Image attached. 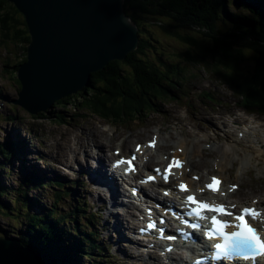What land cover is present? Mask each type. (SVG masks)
<instances>
[{
	"label": "trees",
	"instance_id": "obj_1",
	"mask_svg": "<svg viewBox=\"0 0 264 264\" xmlns=\"http://www.w3.org/2000/svg\"><path fill=\"white\" fill-rule=\"evenodd\" d=\"M227 1L124 0L123 10L135 25L141 17L144 20L159 17L174 20L179 27L197 30L195 32L199 37L191 34L180 35L181 27L179 31L171 33L185 43L194 54L193 58L185 62L194 63L198 59L202 68L209 67L210 73L241 97L245 107L258 109L264 113V0H233L234 4L230 5L240 7L244 12L242 15L231 11ZM16 14V10L6 0H0L1 36L4 41L18 44L24 54L29 44V35L23 18L21 16L17 18ZM219 22L229 25L228 29L225 31L218 29ZM173 28L169 26V29ZM138 37L137 49L129 54L125 61L109 63L102 71L91 75L87 88L55 102L48 110L38 113L33 118L52 117L63 122L59 112L51 109L56 108V105L60 109L71 105L74 109L79 107L103 119L119 121L124 120L126 116L133 118L145 110H150L153 105L150 95L167 98L170 91L166 90L162 83H169L172 78L173 80L181 78L183 68L181 64L178 65L171 60L161 62L157 58L156 60L161 62L163 68L161 70L155 65V60L147 59L146 49L150 47L154 50V46L149 45L143 38L140 27ZM24 61L23 55L20 63L11 66L15 73L17 66ZM123 67L128 70H123ZM16 83L20 91L17 78ZM14 149L13 142L6 140L4 145H0V158L10 160L9 158L14 155ZM1 165L0 163V167ZM2 173L0 171V174ZM26 180L23 188L29 186L30 182L32 186L29 187L40 188L48 185L36 178ZM22 194L13 198L4 187H0V198L7 197L12 205H17L19 211L30 210L36 205L40 210L39 215H30L26 212L28 227L25 235L18 233V240L22 246L39 255L46 264H55L61 257L60 250H56L62 242L60 237L65 236L73 239V243L68 240L70 245L74 242L79 243L75 255L88 259L86 264H103L101 256L98 255V252H102V247L96 244L97 237L89 229L92 228V222L86 214L83 202L80 200L76 202L74 194L53 190L54 197L48 208ZM21 195L23 198L19 200L18 197ZM59 203L67 206L66 212L58 210V206H61ZM63 223L69 224L70 228L65 227ZM11 232L13 235L16 234L15 230Z\"/></svg>",
	"mask_w": 264,
	"mask_h": 264
},
{
	"label": "rangeland",
	"instance_id": "obj_2",
	"mask_svg": "<svg viewBox=\"0 0 264 264\" xmlns=\"http://www.w3.org/2000/svg\"><path fill=\"white\" fill-rule=\"evenodd\" d=\"M227 2L231 11L240 15L244 14L240 7L234 9V7L230 5L234 4L233 0H228ZM15 16L17 18L20 17L18 13ZM141 18L136 22V25L138 28L140 27L141 35L144 36L143 38L146 42L154 46V50L150 47L148 50L146 49L147 59L149 61L155 60V65L161 70H163L160 65L162 60H171L178 65L181 64L180 66L183 68V73L181 78L176 80L172 78L169 83L165 84L166 90L170 91V94H167V98H157L156 96L150 95L153 104L152 108L141 113L143 117L140 119V122L131 121L132 116H126L124 117V120H126L125 123H119L123 126H117L115 128L106 126L105 122L101 120L102 117L81 110L79 107L78 109H74L71 105L63 106V109L57 108L56 105V108L52 107L51 109V111L59 112L63 122L55 120L52 117L49 119H34L30 116L15 103V100L18 99L19 85L16 83L17 70L15 73L14 69L11 67L20 63L23 59V55L26 57V53L23 54L21 47L15 42L4 41L0 34V144L8 137L17 139L16 135L19 138L21 135L23 137V146L28 151L27 157L39 170L45 169L47 164H49L51 169L58 174L57 178L63 177L66 180H83V178L78 175L79 167L87 168V165L85 166L83 162L80 161L72 165L55 164L51 162V158L48 155L42 154V151L46 153L52 150V143L58 138V131L65 127H69V125L73 124H96L100 130L106 132L108 137L114 136V138H116L115 143L104 149V152H107V150L112 151L114 146L120 144L123 139H125L128 147L131 148L135 141L142 143L148 139L152 133H157L161 139L160 145L164 146V150L167 152L168 150L174 151L177 145L169 136H176L181 133L180 126L186 125L188 131H192L191 127H195L196 130L194 134L192 133L191 135L184 136V138L189 143H192L191 141L195 138V140L203 141L201 148L205 149L203 158L207 163L205 166H201L199 165L200 158H193L188 162V166L191 169L190 174L193 172L199 173V175H201V173L214 174L218 172L215 171L216 167L213 166V156L209 154V151H214L218 146L228 147L231 140L237 136V131L245 128L244 125L241 124L243 119L235 109L239 104L234 105V102H237L235 96L228 92L226 88L220 86L216 76L208 70L210 69L209 67H204V69L200 64L196 63L194 65L185 62L193 58L194 54L185 43L171 34L173 31H179L181 27L182 30L179 31L180 35L184 36L183 34H191L195 37H199L195 32L197 30L188 29V27L184 26L179 27L175 24L176 21L167 18L157 17L154 20H144ZM170 25L174 28L169 29ZM217 26L221 31H225L229 27V25H225L222 22L217 23ZM157 58H159L161 62L157 61ZM123 70L127 71L128 69L123 67ZM201 92H204L207 98L202 94L200 95ZM167 110H169V116L165 117L164 113ZM226 113L231 115L229 116V121L222 118V115ZM133 118H137V116ZM207 119L216 124L218 129L221 128V124L223 123L228 127H232V133H228L227 136H224L220 134L215 127L204 130L202 126H204V122H207ZM261 124L264 125V122H261ZM246 127L248 128L249 124H246ZM261 129L264 134V126ZM198 131H200V133L195 135ZM263 134L261 135L262 138L264 136ZM217 137L219 138L217 139ZM205 138H209L210 140H205ZM206 149H209V151H206ZM124 154L126 155L127 151H124ZM37 156L44 160H42L41 165L36 163L35 157ZM0 161H3L2 157ZM191 163H194V165H191ZM16 164L17 163H14V165ZM257 164L260 165L257 166ZM91 165H94V162L91 161ZM250 167L251 169L248 170V173L245 172L240 176L238 174V167L235 164V166L230 168L229 174H224L226 179L231 176L232 183L241 185L243 193H246L248 199L264 195V192L261 193L260 190H253L252 193L248 191L252 185L251 179L258 178V174L264 177V164L260 163L259 159H257L253 161V165ZM0 171L3 172V169H0ZM18 171L12 170V172H10L4 169L5 174L0 176L2 184L6 187L16 189L20 181L18 179ZM39 180L44 183L46 182L45 179ZM87 187V191L84 192L86 193L85 197H87L90 202L91 210L101 217L100 219L95 218V221L99 225L96 229H98L104 242L114 244L119 234L123 235L124 233V236L128 234L126 222L122 220V226L124 228L122 232H110V228L102 229L105 221L110 225L114 223V219L108 217L109 212L115 213V209L111 205V197L108 194L100 195V199L104 200L106 203V208L100 209L99 195L93 191L90 184L87 185ZM118 190L120 192L122 191L120 188H118ZM52 192L53 190L49 185L40 188H32V190L28 189V192L27 187L23 188V193L26 198H31L34 201L37 200L39 205L43 204L45 208H48L52 204V198L54 197ZM17 194L18 193H15L14 195ZM125 194H128V192ZM0 201L7 204L10 208L7 210L4 208L5 206L0 203V233L4 232L5 234H10L9 230L24 233V231H26V227L23 225L25 216L21 215L20 211L18 213V208L14 207L8 198L2 197ZM114 201H116L115 203L119 202V198ZM59 205L61 204L59 203ZM66 207V205L62 204L58 206V210L62 213L66 212ZM35 208H38V205H36ZM33 211L37 212L36 210ZM63 225L70 228L67 223H63ZM121 243L120 249L124 254L132 251L131 246L126 240H122L120 244ZM115 249L116 247L113 246L110 250L111 255L114 257L115 264H142V262L133 258L129 260L126 259L122 253L116 255L117 253L114 252ZM143 261L147 263L146 259H143ZM82 262L85 263L86 260L82 259Z\"/></svg>",
	"mask_w": 264,
	"mask_h": 264
},
{
	"label": "water",
	"instance_id": "obj_3",
	"mask_svg": "<svg viewBox=\"0 0 264 264\" xmlns=\"http://www.w3.org/2000/svg\"><path fill=\"white\" fill-rule=\"evenodd\" d=\"M7 1L23 16L30 38L25 61L17 66L15 103L31 116L87 88L91 75L138 47L124 0ZM2 236L0 264H43L16 236Z\"/></svg>",
	"mask_w": 264,
	"mask_h": 264
},
{
	"label": "bare ground",
	"instance_id": "obj_4",
	"mask_svg": "<svg viewBox=\"0 0 264 264\" xmlns=\"http://www.w3.org/2000/svg\"><path fill=\"white\" fill-rule=\"evenodd\" d=\"M7 1V0H6ZM8 2V1H7ZM15 10L16 12L23 18V16L18 12V10L14 7L13 3L8 2ZM27 29V28H26ZM28 33V32H27ZM139 39V37H138ZM30 40V38H29ZM139 43V42H138ZM131 54V53H130ZM129 55V54H128ZM127 55V56H128ZM127 58V57H126ZM125 58V60H126ZM123 60V61H125ZM123 61H113V62H123ZM189 63V62H186ZM199 64L200 61L197 59L196 62L194 63H189V64ZM205 67V66H204ZM164 86L167 83H162ZM85 89V88H84ZM83 90V89H82ZM168 110L165 111V116H168ZM243 117L246 119L248 118L251 123L253 124V128L250 131V129H246L243 131H238V132H244V137L242 139H238V137H235L234 139L231 140V145H230V149H225L223 147H217L216 148V159L214 160V164L217 166V169L219 171L218 175H220L222 177V173L224 171H226L227 166L231 163L237 162L239 163L242 167L244 166L245 162H248L251 159H260V161L264 162V147L262 146V142H263V138L260 137V133L261 130L260 128L263 126L260 122H258L256 120V118L254 116H249L246 117L245 115H243ZM84 130L83 126H76L75 130L74 129H62L61 130V139L58 140L55 143V149H60L61 150V154L59 155L57 153V151L55 153L51 154V158H53L55 160V162L57 163H64L66 165H71L74 161L76 162L79 159V153L80 152H86V150H88L89 153H85L83 160L86 162V160L88 158L91 157L90 153H92L91 148L94 149H100L103 147V143L101 140H103L105 137V133L104 132H97L96 128L93 126L92 129L94 130L91 140L84 142L83 140H81L80 135H82L83 133L78 134L77 130ZM182 131L184 130V126L181 128ZM185 134H187V131H183ZM17 139H12L11 137H8L6 140L12 141L13 144L15 145V149H14V155L11 156L9 159L10 160H4L0 161V163L2 164L0 169H3V173L0 174V176L4 175V169L5 170H9L10 172H12V170L14 171H18V165H19V171L17 172L18 174V179L20 180L18 182V186L16 189H12L11 187H6L2 184V180L0 179V187H4L7 192H9L11 197H15L21 193H23V187L22 185L25 183V181H27L26 179H28L29 181H31V179L36 178V179H41L45 178L43 176H45V172L39 170L36 166H34L31 163V160H29V158L27 157V150L25 149V147L23 146V137L20 135V139L17 135H16ZM170 139L172 138V136L169 137ZM250 138H252L251 141V145L248 146L250 149V156H239L238 154V150L236 149L237 146H239L242 142H248L250 140ZM6 140H4V142L0 145H4L6 143ZM108 142V141H107ZM113 140L109 139V146L110 143H112ZM177 148H180L183 150V158L188 162V160H190L191 158H193L194 156H199L201 157V160L199 162V164L201 166L206 165V163L202 160V150L200 149V141H193L192 142V146L189 147L185 138L180 137L179 139H177ZM121 147V146H120ZM119 147V148H120ZM29 150V149H28ZM154 155L158 156V155H166L168 154L165 153V151L163 150L162 146H160L159 144L157 145V148L154 150ZM153 154V153H151ZM108 155H106L105 157H107ZM14 163H17L16 165H14ZM104 163H100L98 162L97 165L95 166V168H97L98 172H102V170L104 169ZM186 167H189L188 165H186ZM93 169V168H91ZM106 169V168H105ZM90 170V169H89ZM87 170V172L89 173L90 171ZM210 176V174H204L200 177V181L201 182L205 177ZM105 180V179H104ZM28 184V183H27ZM191 184H196L194 182L191 181ZM263 184V182L261 181H255V185L256 187H261ZM104 185L107 187V183L105 182ZM224 185H228L225 184ZM29 186L31 185V182L29 183ZM27 186V192L28 189L35 188V187H29ZM26 188V187H25ZM169 187L166 186L164 187V190L168 189ZM21 191V192H19ZM96 191H99V193H102L104 191V189H98L96 188ZM162 191V189H161ZM260 191H264V189H260ZM106 192H109L108 190ZM15 193H18L17 195H14ZM24 194V193H23ZM22 194V195H23ZM116 194L118 193H114L113 195L116 196ZM22 195L18 197V199L20 200L22 198ZM158 195V194H157ZM158 197H160V195H158ZM7 198V197H5ZM237 199L236 197H232L231 195H228L227 199L231 200L232 202H237L240 205H247L250 204L252 202L249 200H233V199ZM257 198V197H254ZM31 199V198H28ZM258 204L260 206L261 209H264V199L258 197ZM0 203L2 205H4L3 207L6 208L7 210L10 209L9 206L7 204H4L0 201ZM12 204V203H11ZM14 206V205H13ZM14 207H17V205H15ZM101 207L104 208V202H101ZM33 210H36L37 212H34ZM120 210H123L124 215H127L130 219H132L131 214H129V212L127 210H124L123 208H120ZM26 212L27 214L30 215H39L40 211L38 208L32 207L30 208V210L27 211H20V214L25 216V220L23 225L27 228L28 227V219L26 217ZM19 213V210H18ZM117 213H121L120 211H117ZM109 217L114 218V224L111 227L113 229V231H115L116 229H120V220L119 218L112 214L109 213ZM110 227V224L108 222L104 223V228ZM11 233V236L14 237L15 235L12 234L11 230H9ZM19 232H16V237L18 236ZM25 233V231H24ZM121 239L120 236H118V241ZM60 240L62 241V243L60 242L58 245V248L56 249L57 251H59L61 257L59 258L58 261H56V259H54V261H56L55 264H76L75 263V258L73 255V252L77 251L78 246L77 244L75 246L73 245H69L68 244V239L65 236H61ZM66 244H68L71 249V251L68 250V248L65 246ZM118 244V242H117ZM65 249V251L63 250ZM140 257V255L135 256V258ZM148 259L150 260H155L157 262V260L154 258V256L152 255H148ZM173 262H177V258H170ZM45 263V262H44ZM181 263H184V261H181ZM46 264V263H45ZM157 264V263H156Z\"/></svg>",
	"mask_w": 264,
	"mask_h": 264
},
{
	"label": "snow or ice",
	"instance_id": "obj_5",
	"mask_svg": "<svg viewBox=\"0 0 264 264\" xmlns=\"http://www.w3.org/2000/svg\"><path fill=\"white\" fill-rule=\"evenodd\" d=\"M155 145V139L151 142L150 146ZM139 146L137 147V151H139ZM173 164L176 167H179L178 161H173ZM170 165L169 167H171ZM164 180H168V175L164 176ZM214 182L218 183V181ZM180 188L183 190L184 185L181 184ZM215 191V189H213ZM167 195V193H165ZM188 201L192 202L193 197L189 196ZM207 211L212 213H220L221 215L233 216V213L226 212L225 206H214L210 207L206 203H201L198 210H195L194 215L196 217H201V211ZM193 213H189L192 215ZM249 215L255 218L256 213L250 212V210L245 207L243 212L240 214L234 215L235 221H238L237 224L231 225L229 223H221L215 215L211 216V223L214 226L215 233L223 240V243L215 244V258H219L221 256L227 257H242L244 259L252 258L253 260L257 255H264V242H262L260 235L258 234V230L251 226L245 220V216ZM206 218V217H205ZM234 227L237 230L232 231L230 234L225 231L226 227ZM149 227H153V225H149ZM192 228H201L200 224H192ZM169 240L173 239V237H168Z\"/></svg>",
	"mask_w": 264,
	"mask_h": 264
},
{
	"label": "clouds",
	"instance_id": "obj_6",
	"mask_svg": "<svg viewBox=\"0 0 264 264\" xmlns=\"http://www.w3.org/2000/svg\"><path fill=\"white\" fill-rule=\"evenodd\" d=\"M129 17V16H128ZM130 18V17H129ZM131 20V19H130ZM133 23V22H132ZM134 24V23H133ZM135 25V24H134ZM136 26V25H135ZM136 28H137V26H136ZM137 30H138V28H137ZM225 85V84H224ZM223 88H226L227 86L225 85V86H222ZM157 98H161V97H157ZM178 98V97H177ZM168 112H169V110H168ZM164 116H165V114H164ZM168 116H169V113H168ZM168 116H165V117H168ZM143 116L142 115H139V116H137V118H135V119H138L139 121H141L140 119L142 118ZM133 119V118H132ZM155 135H158L157 133H154ZM152 135V134H151ZM150 135V136H151ZM150 138V137H149ZM148 138V139H149ZM158 138H159V141H158V144L160 145V142H161V139H160V136L158 135ZM148 139H146V140H148ZM157 144V145H158ZM160 146H162V145H160ZM157 148V147H156ZM162 148L164 149V146H162ZM43 180V179H42ZM15 233H16V231H15ZM20 233V235L22 234V235H25V233H21V232H19ZM2 234H5L4 232H1L0 233V236H2ZM6 236H11V235H9V234H5ZM15 236H16V234H15ZM3 237V236H2ZM18 238V237H17ZM67 238V237H66ZM68 240H70V241H72L71 240V238H67ZM62 243V242H61ZM72 243H73V241H72ZM69 244V243H68ZM68 244H66V247L68 248V250L69 251H71V249H70V247H69V245ZM77 244V246H78V248L77 249H79V243L78 242H74V244H73V246H75ZM78 251V250H77ZM77 251H75V252H77ZM75 252H73V255H74V258H75V263L76 264H86V263H88V259H86V258H79L77 255H75ZM41 259V258H40ZM82 259H85L86 260V262L85 263H83L82 262ZM41 262L43 263V264H45L42 260H41Z\"/></svg>",
	"mask_w": 264,
	"mask_h": 264
}]
</instances>
